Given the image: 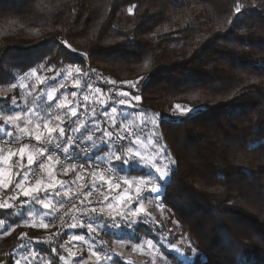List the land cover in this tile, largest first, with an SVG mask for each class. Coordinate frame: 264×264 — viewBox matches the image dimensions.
<instances>
[{
    "label": "trees",
    "instance_id": "16d2710c",
    "mask_svg": "<svg viewBox=\"0 0 264 264\" xmlns=\"http://www.w3.org/2000/svg\"><path fill=\"white\" fill-rule=\"evenodd\" d=\"M81 65L115 82L138 81L129 96L141 100L122 97L123 106L156 119L160 143L178 161L164 216L137 220L129 234L130 220L117 216L116 227L100 234L108 255L113 239L138 243L167 233L181 248L192 243L196 253L187 264H264V0H0V133L11 130L3 121L8 97L24 93L8 91L10 81L22 83L36 72L42 87L56 85ZM73 91L69 79L63 93ZM65 121L66 127L72 119ZM121 162L114 163L119 172L145 174ZM57 176L74 177L72 171ZM42 178L43 185L46 169ZM27 200L0 209V261L15 264L27 242L40 264H67L75 244L63 241L71 234L52 240L29 217L21 222L19 213L42 214V204ZM82 246L72 261L89 255ZM166 255L169 264H185L180 255Z\"/></svg>",
    "mask_w": 264,
    "mask_h": 264
},
{
    "label": "snow or ice",
    "instance_id": "6c2138e0",
    "mask_svg": "<svg viewBox=\"0 0 264 264\" xmlns=\"http://www.w3.org/2000/svg\"><path fill=\"white\" fill-rule=\"evenodd\" d=\"M135 7V5H133ZM133 7L128 8V12L131 13ZM235 12L239 14L241 12V6L237 4L235 7ZM239 17H237L238 19ZM232 23V21H229ZM66 43V42H65ZM74 50V49H73ZM49 71L52 69L49 68ZM69 73L73 71V69L69 68ZM76 73L80 72V68L76 67L74 69ZM90 71H95L91 69ZM35 73H33L34 75ZM59 75V73H57ZM39 80L40 77H37ZM75 83L78 85L80 83V78L78 76L73 77ZM91 79V77H89ZM143 79V78H141ZM129 88H136L138 85V81H128ZM16 89H27L31 91V86L26 83H18L14 81H10L8 83V91H13ZM100 89H97L99 92ZM55 92V88H52V92L48 93V99L52 100L53 93ZM75 95V93H73ZM124 97H128L129 100L134 99L135 101H140V95L129 96V92L125 91L122 93ZM11 100V105L8 106V113L4 115L3 121L5 125H11L15 129L19 130L21 134L27 133L28 135L33 134V129L31 126L32 114L35 112L39 119L38 126L35 130V139L37 141L41 140L43 130H47V136L45 138V142L47 144H54L55 149L59 150L60 153L63 154V163H61V158L59 155L56 156V163L61 164V170L67 172L69 169L76 171L77 168L80 171H92L95 169H100L101 171H105L108 168H112L115 170L116 166L112 164L113 158L118 161H123L127 163V160L124 159L122 153L125 151L127 153H136L140 156L141 161H146L150 163V167L146 169L145 174L139 176L136 179H130L127 175L122 174L117 177L115 183H113L110 179H106L104 175L100 176V180L104 183H107L108 188H117L120 189L123 185H127L128 187L123 188V194L117 193L116 196H113L111 199L105 197V200L100 202L99 207H85L82 209L84 212L91 213H99L100 215H114L121 216L127 218L128 216L136 217L141 212L145 211L144 209V201L148 199V196L142 195V192L147 189L150 193L155 194L152 199L158 201L157 207L163 211L164 210V193L166 192V186L171 180L172 174H174L176 170V166L178 161L172 156L171 152L168 150L165 144L160 143V137L156 134V125L157 120L149 117L147 112H141V127L138 130L129 132L127 135L125 131L122 129H114L108 130L101 127V121L99 120L100 115H108V110L105 109L103 113H98L95 109L92 110V115L87 120H81L80 116L77 115L75 108H71L68 111L72 116L76 117L75 120L71 121V123L67 124L65 127L63 123L56 125L55 121H60L61 116L57 113H52L49 110H44L41 108L38 109H24L21 108L17 104V96L13 95L8 97ZM2 103V102H0ZM120 104H125V100L121 99ZM61 107L63 106V102H61ZM179 107V106H177ZM51 108V105L48 106ZM112 113L117 112V108L115 106H111L110 108ZM189 113L196 114L200 111V109L189 108L186 110ZM184 112H181L183 115ZM65 116L68 115V112L64 113ZM124 114H122L123 116ZM161 118H162V114ZM47 117L49 121H52V124L45 123L43 118ZM149 124H151V128L149 129L150 137L147 138L146 142L151 147V155L146 156L144 152L141 151L140 145L144 141H142L141 137L144 135L145 129L148 128ZM83 129V131L81 130ZM99 133V135H97ZM5 138H12L8 142L11 145L12 140H19L20 137L16 136L13 131L8 128H4V135L0 136V140ZM126 142V143H125ZM27 144L23 147L19 148V153L21 158H23L25 148H27ZM39 153L41 157H44L45 152H48L47 148H37L35 149ZM13 153L9 151V156ZM46 159L48 161L53 160V155L49 154ZM28 163L32 164L34 162L33 155L30 153L27 157ZM90 166V167H89ZM140 166V165H138ZM39 167L41 169H45L44 159L39 161ZM48 179L44 185H41L39 181H37L35 187H24L22 181H16L12 194H10L6 200L0 202V209L13 208L15 202L18 200L20 193L26 198H29L25 203L31 204H43L45 208L48 207L49 200L47 196L35 195V193L41 192V190L47 191L48 189H55L56 185L61 183L56 179V174L53 172L52 167H48ZM154 170V171H153ZM93 176L96 175L95 171H92ZM23 179H27L25 176ZM9 186V182L7 180H3L0 182V188L7 189ZM93 188L96 187V184L93 183ZM134 187L135 195H129L128 193ZM17 189L20 191L17 192ZM59 195V193H56ZM91 192L86 195H90ZM136 205L135 207L133 205ZM62 206V204H61ZM26 211H30V209H26ZM23 213H21L22 215ZM4 221L0 220V225H3ZM90 230L93 229V224L91 219L87 222ZM5 231L7 229L5 228ZM23 235V234H22ZM75 239H83L81 236L75 237ZM92 244H95V241L89 245L90 248ZM147 245L150 251H153V255L155 256V245L151 240H147ZM23 252L20 253L21 257H23L25 264H40L37 261L36 257L39 255L38 252H33L29 250L28 245H22ZM178 251V250H177ZM101 252L103 249L93 250L91 251V255L96 258L99 262L101 260ZM105 258H108L105 255ZM61 259H64L61 257ZM0 264H6L5 261H0ZM15 264H21L20 259L15 260ZM75 264H81L80 261H76ZM152 264H156V260L152 261Z\"/></svg>",
    "mask_w": 264,
    "mask_h": 264
},
{
    "label": "built area",
    "instance_id": "2783aa9c",
    "mask_svg": "<svg viewBox=\"0 0 264 264\" xmlns=\"http://www.w3.org/2000/svg\"><path fill=\"white\" fill-rule=\"evenodd\" d=\"M90 70V67H86L80 69L79 73L75 71L72 73L70 85L74 88V91L72 93H66L71 103V108H75L81 120L89 119L93 109L98 113H103V111L107 109L108 115L105 116L101 114L99 117L102 128L108 130L122 129L125 131L126 135L129 132L138 130V128L142 126L141 121L136 124L125 123L116 117V115H119L117 112L112 113L110 110L111 106H115L117 111L122 108L123 105L120 104V100L124 97L122 93L125 91H137V87L129 88L127 82H115L97 71L93 72ZM76 76L80 78V83L78 85L73 79V77ZM89 77H91V79H89ZM97 89H100V91L97 92ZM73 93H75V95H73ZM181 108L185 110V107ZM71 119L73 121L76 117L72 116ZM151 127V124H149L148 128L145 129L144 135L141 137L142 141L146 142L147 138L150 137L151 134L149 129ZM81 130L83 131V129ZM2 135L4 134L0 133V136ZM97 135H99V133H97ZM16 136L20 137V139L12 140L11 145L8 141L12 138L0 140V152L6 155V167L10 175L9 186L0 194V202H3L12 194L13 186L16 181H22L24 187H35L37 181L42 185L44 170L48 167H52L53 172L56 174V179L61 183L57 184L56 188L52 189L53 191L47 190L50 193L49 200L46 201L48 207L45 208L42 204V214L39 216V219L41 221V227L48 233L47 238L53 240L58 235H66L69 233L71 234L70 238L63 241L66 247H69L71 242L75 245L81 243V245L89 246L92 241H95V244H92V251L103 249L104 252H107L100 234L105 231L103 230L105 227L114 229L119 221L112 216L84 212L82 209L85 207H94L95 204L104 201L105 197H109L112 193L116 194L118 192H123V188L128 187L127 185L122 184L120 189H109L107 183L100 180V176L104 175L106 179H110L115 183L117 177L121 176V172H119L117 168H115V170L108 168L105 171H101L100 169L92 170L96 172L95 176H93L92 171H80L79 168H77L76 171L69 169L67 172H64L61 170V164L56 163L57 155L60 156L61 163H63V154L55 149L54 144H47L45 142L46 137H41V140L37 141L33 135L18 134ZM25 144L28 146L25 148L23 158H21L19 148L23 147ZM37 148H47L49 151L45 152L44 157H41L39 153L35 151ZM9 151L13 153L11 156L8 155ZM30 153L33 155L34 160L32 164H29L27 160ZM49 154L53 155L52 161L46 159ZM41 159H44L45 169L39 167V161ZM114 163L115 162H112V164ZM121 164L124 165L125 169H128L130 166V162L129 165L123 161ZM24 166L28 168L27 172L23 171ZM69 171L73 172L74 177L66 179L65 182L57 176L59 174L66 175ZM22 174L23 177L19 178ZM25 176H27V179H23ZM93 183L96 184L95 188L92 187ZM19 191L20 190L17 189V192ZM57 192L59 195L56 194ZM89 192H91V194L86 195ZM50 196L56 200L54 204L55 208L51 205ZM22 197L24 196L20 193L19 198ZM43 208H45V210ZM90 219L93 224L92 230L89 229L87 224ZM80 231H84V233H76ZM77 236H81L83 239H75ZM24 245H27V242ZM29 250L33 251L32 248H29ZM36 259L39 262L43 261L39 255Z\"/></svg>",
    "mask_w": 264,
    "mask_h": 264
},
{
    "label": "rangeland",
    "instance_id": "374dc122",
    "mask_svg": "<svg viewBox=\"0 0 264 264\" xmlns=\"http://www.w3.org/2000/svg\"><path fill=\"white\" fill-rule=\"evenodd\" d=\"M84 65L79 66V68L81 69V67H83ZM76 68V67H75ZM83 69V68H82ZM69 70V69H68ZM67 70L66 76L61 79L58 84L56 85H46L45 87L41 86V76L35 72V74H31L29 75L26 79L22 80V83H26L29 86H31V91H28L27 89H24V93L22 92L19 96H17V104L21 107L24 108L26 110L28 109H44V110H49L52 113H57L61 116V120L60 121H55L56 125H59L61 123L64 124L66 117H70L72 118L71 113L68 111L69 109H71V103L69 101V99L67 98L66 93H63V90L65 88L68 87V80L70 79L72 73L74 71H72L71 73H69V71ZM74 70V69H73ZM37 77H40V79L38 80ZM55 88V92L53 93V98L52 100L48 99V93L52 92V88ZM20 91V89H19ZM45 98L47 99L48 102H55L54 104L52 103L51 108H48V104L47 101H45ZM61 102H63V106L61 107ZM22 104V105H21ZM131 106L127 107V106H122V108H120L117 111V114H124L123 117L127 118V122L128 124L131 123H136V122H140L141 121V117H140V113L141 112H134L131 111L130 109ZM181 111H184L181 108ZM68 112V115L65 116L64 113ZM119 116V115H116ZM32 121H31V126L33 129V136L35 133V130L38 126L39 123V119L37 117V114L35 112H33L32 114ZM153 118V117H152ZM43 121L45 123H49L50 125L52 124V121H49L47 119V117L43 118ZM124 122V121H123ZM66 124V123H65ZM8 127L13 130V131H19L17 129H15L13 126L8 125ZM27 134V133H24ZM42 137H46L47 136V130H43L42 132ZM142 146V147H141ZM140 149L142 152H144V154L146 156H150L151 155V147L147 144V142H144L143 144H141ZM122 155L124 156V159L127 160L128 165L129 162L132 165H140V168L143 169H147L150 167V163L146 162V161H141L140 156L138 154L134 153H127L126 151L124 153H122ZM112 162H119L118 160H115V158H113ZM154 171V170H153ZM124 175H127L128 178L130 179H136L139 176L143 175V174H138L136 173L135 175L132 174H126L123 173ZM9 172L8 169L6 167V161H1L0 162V182H2L3 180H7L10 183V178H9ZM48 179V178H47ZM47 180L44 181L43 185L46 183ZM4 188H0V194L4 191ZM50 191H53L52 189H48ZM121 194H123V192H120ZM117 194V193H116ZM116 194L112 193L108 198L111 199L113 196H116ZM129 195L134 196L135 195V189L134 187L132 188V190L128 193ZM35 195H39V193H35ZM142 195L148 196V199L144 201V209L145 211L141 212L138 216L136 217H131L128 216L127 218L121 217L120 218L122 220H130V224L126 227L128 229V234L130 233L131 229L133 228L134 223H137L139 219H143L145 222L149 223V222H153L155 221L157 218H161L164 216L163 211H161L156 205L158 203V201L153 200L152 197L155 194L150 193L147 189H145L142 192ZM100 203L95 204V207H99ZM134 207L136 206L135 204L133 205ZM45 210V208H43ZM16 213L18 214L19 212L16 211ZM19 215L22 218L23 223H27V219L29 217V224L31 225H40V219L38 216L37 212H31L28 214V212L26 213V217H24L25 215L21 213H19ZM104 216H112L114 219L117 216L114 215H107L104 214ZM2 226L5 227V224L0 225V237L3 236L2 230ZM158 238V239H157ZM147 240H149L148 237L144 236L140 242L138 243H134L132 241H130L129 239H124L123 241H115V239H113V245L112 243H110L111 248H113L114 253L111 255H108L107 252H101V260L98 262L96 260L95 257H93L91 255V251H92V247H89V255H86L83 257V260H81V264H152V261L155 259L156 260V264H169V260L167 258L166 253L168 252H173L176 255H180L181 259H183L184 263L187 264V261L189 259H192V257L195 255L196 250L193 247L192 243H190L189 246H186L184 248H181L177 243V242H173V241H168V235L167 233H161L157 236H155V240H151L153 242V244L155 245V256L153 255V251H150L147 245ZM117 243V246L114 247V244ZM77 247L79 249L83 248V246L81 245V243H77L76 245H74V248L77 249ZM75 249L72 250L70 253V259L66 260L67 264H75V261H72L73 257H75L76 255L75 253ZM178 250V251H177ZM187 252V254L185 253V251ZM82 254H84V252H82ZM105 255H107L108 258H105ZM192 256V257H191ZM21 260V264H24V260L23 257L19 258ZM173 264V263H172ZM240 264H243L242 261H240Z\"/></svg>",
    "mask_w": 264,
    "mask_h": 264
},
{
    "label": "crops",
    "instance_id": "0c3cea01",
    "mask_svg": "<svg viewBox=\"0 0 264 264\" xmlns=\"http://www.w3.org/2000/svg\"><path fill=\"white\" fill-rule=\"evenodd\" d=\"M141 144H143V143H141ZM140 146H141V145H140ZM141 147H142V146H141ZM1 161H4V160L2 159V160H0V162H1ZM5 161H6V159H5Z\"/></svg>",
    "mask_w": 264,
    "mask_h": 264
}]
</instances>
